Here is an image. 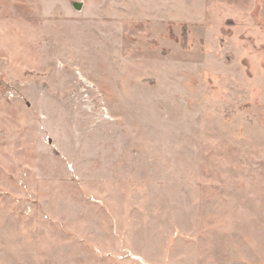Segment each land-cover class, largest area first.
Here are the masks:
<instances>
[{"label": "rangeland", "instance_id": "rangeland-1", "mask_svg": "<svg viewBox=\"0 0 264 264\" xmlns=\"http://www.w3.org/2000/svg\"><path fill=\"white\" fill-rule=\"evenodd\" d=\"M0 264H264V0H0Z\"/></svg>", "mask_w": 264, "mask_h": 264}]
</instances>
